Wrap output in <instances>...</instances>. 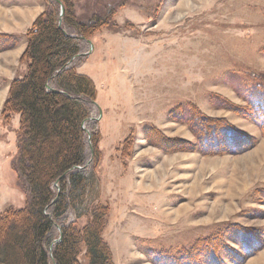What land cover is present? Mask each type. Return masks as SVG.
Wrapping results in <instances>:
<instances>
[{"label": "rangeland", "instance_id": "rangeland-1", "mask_svg": "<svg viewBox=\"0 0 264 264\" xmlns=\"http://www.w3.org/2000/svg\"><path fill=\"white\" fill-rule=\"evenodd\" d=\"M50 12L108 16L89 36L66 28L80 40L66 67L94 88L81 125L94 181L53 240L100 205L113 264H264V0H0L2 216L27 202L5 103Z\"/></svg>", "mask_w": 264, "mask_h": 264}, {"label": "trees", "instance_id": "trees-1", "mask_svg": "<svg viewBox=\"0 0 264 264\" xmlns=\"http://www.w3.org/2000/svg\"><path fill=\"white\" fill-rule=\"evenodd\" d=\"M106 20L107 15L87 21L65 15L59 23L50 12L37 17L25 34L28 72L11 86L5 110L20 116L13 169L27 202L23 209L0 215V264H79L82 244L87 264H113L102 236L103 206L86 210L87 224L80 230L74 222L63 225L61 239L52 243L55 221L79 207L94 181L81 127L94 88L89 78L66 67L80 50L78 35L66 28L74 27L84 37ZM93 150L96 158L97 147Z\"/></svg>", "mask_w": 264, "mask_h": 264}, {"label": "water", "instance_id": "water-1", "mask_svg": "<svg viewBox=\"0 0 264 264\" xmlns=\"http://www.w3.org/2000/svg\"><path fill=\"white\" fill-rule=\"evenodd\" d=\"M59 231H60V229H59ZM60 239H61V231H60L59 237L57 239L53 240L52 243L58 242ZM50 245H51L50 247H52V244H50Z\"/></svg>", "mask_w": 264, "mask_h": 264}, {"label": "crops", "instance_id": "crops-1", "mask_svg": "<svg viewBox=\"0 0 264 264\" xmlns=\"http://www.w3.org/2000/svg\"><path fill=\"white\" fill-rule=\"evenodd\" d=\"M1 149H2V147H1Z\"/></svg>", "mask_w": 264, "mask_h": 264}]
</instances>
